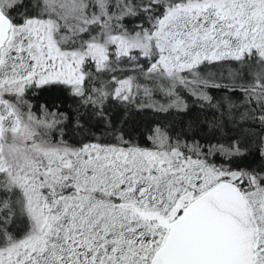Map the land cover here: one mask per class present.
<instances>
[{"label": "snow or ice", "instance_id": "1", "mask_svg": "<svg viewBox=\"0 0 264 264\" xmlns=\"http://www.w3.org/2000/svg\"><path fill=\"white\" fill-rule=\"evenodd\" d=\"M0 264H264V0H0Z\"/></svg>", "mask_w": 264, "mask_h": 264}, {"label": "trees", "instance_id": "2", "mask_svg": "<svg viewBox=\"0 0 264 264\" xmlns=\"http://www.w3.org/2000/svg\"><path fill=\"white\" fill-rule=\"evenodd\" d=\"M209 95L213 96L217 101H220L228 96V93L223 89H209ZM238 98V94L233 96L232 99L235 101ZM159 99V98H157ZM185 99L191 105L193 102V97L185 95ZM30 102L34 105V108H38L41 105L47 107L50 111H55L63 113L65 115L71 116L75 111L76 104L71 98H69L65 93L59 89H47L43 91L36 92L32 97H30ZM224 102H227L226 99ZM163 103V102H161ZM142 118L149 117L148 121L140 120L136 121L137 125L141 130H147L149 125L154 122L166 123L168 126L175 124L177 127L180 126V122L184 121L188 126L187 131L189 135L193 132H198V139H201V143L209 142H223L222 134L216 132L214 126L212 125V119L215 116V111L208 109L206 111H201L199 107H193L187 114L178 115L175 112L171 113H158L151 109L145 110L143 112ZM195 118H199L200 125L193 126ZM217 162L221 161V157H216ZM241 166H251L259 167L262 163L261 158L253 151L250 153L246 159L240 161Z\"/></svg>", "mask_w": 264, "mask_h": 264}, {"label": "rangeland", "instance_id": "3", "mask_svg": "<svg viewBox=\"0 0 264 264\" xmlns=\"http://www.w3.org/2000/svg\"><path fill=\"white\" fill-rule=\"evenodd\" d=\"M160 102H164V101L161 100ZM143 115H144L143 113L139 114V115L136 117V121H140V120L148 121V119H150L149 117L142 118Z\"/></svg>", "mask_w": 264, "mask_h": 264}]
</instances>
